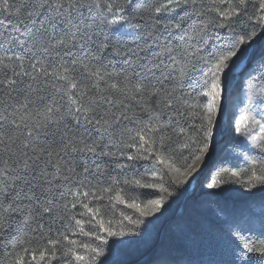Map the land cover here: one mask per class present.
Instances as JSON below:
<instances>
[{
	"label": "snow or ice",
	"instance_id": "snow-or-ice-1",
	"mask_svg": "<svg viewBox=\"0 0 264 264\" xmlns=\"http://www.w3.org/2000/svg\"><path fill=\"white\" fill-rule=\"evenodd\" d=\"M261 35L264 0H0V264H113L222 152L217 264H264Z\"/></svg>",
	"mask_w": 264,
	"mask_h": 264
},
{
	"label": "trees",
	"instance_id": "trees-1",
	"mask_svg": "<svg viewBox=\"0 0 264 264\" xmlns=\"http://www.w3.org/2000/svg\"><path fill=\"white\" fill-rule=\"evenodd\" d=\"M262 52L264 35L254 38L248 54L255 58ZM240 79L237 77V81ZM237 163L235 152H222L208 159L194 178H184L188 182L176 189L175 203H172L173 198L168 200L165 207L168 204L171 207L156 222L151 236L145 242L128 246L113 256V264H144L153 258L169 264L174 261H180L181 264H217L224 259L225 226L218 212H231L238 208L240 199L235 193L209 196L204 186L216 178L218 167H231ZM231 187L239 188L240 185L234 184ZM153 242L166 247L151 254L149 244Z\"/></svg>",
	"mask_w": 264,
	"mask_h": 264
},
{
	"label": "water",
	"instance_id": "water-1",
	"mask_svg": "<svg viewBox=\"0 0 264 264\" xmlns=\"http://www.w3.org/2000/svg\"><path fill=\"white\" fill-rule=\"evenodd\" d=\"M241 67H242V65H241ZM238 71H239V69H238Z\"/></svg>",
	"mask_w": 264,
	"mask_h": 264
},
{
	"label": "rangeland",
	"instance_id": "rangeland-1",
	"mask_svg": "<svg viewBox=\"0 0 264 264\" xmlns=\"http://www.w3.org/2000/svg\"><path fill=\"white\" fill-rule=\"evenodd\" d=\"M242 67H243V65H242Z\"/></svg>",
	"mask_w": 264,
	"mask_h": 264
}]
</instances>
